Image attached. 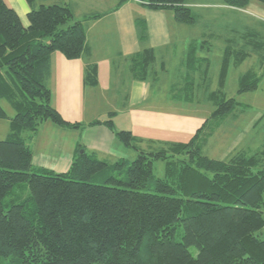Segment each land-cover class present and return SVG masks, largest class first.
Listing matches in <instances>:
<instances>
[{
  "label": "trees",
  "instance_id": "1",
  "mask_svg": "<svg viewBox=\"0 0 264 264\" xmlns=\"http://www.w3.org/2000/svg\"><path fill=\"white\" fill-rule=\"evenodd\" d=\"M49 1L25 0L30 10L26 28L7 0H0V102L14 111L9 117L0 105V120H10V134L0 141V259L18 264H264L261 157L239 152L213 160L202 152L218 130L208 132L209 122L226 118L237 105L224 94L232 56L242 64L259 53V44L253 43L251 52L226 47L218 88L208 94L214 111L188 143L143 151L139 140L117 131L112 120L95 122L139 152L132 163L111 167L126 173L127 180L113 176L95 185L90 179L109 168L107 163L84 152L67 173L59 174L36 167L26 145V135L45 122L82 127L65 121L53 107L48 81L53 54L79 59L86 31L69 6ZM136 1L151 10H170L182 25L196 24L189 8L193 0ZM252 1L264 5V0L224 4L246 9ZM146 52L145 58L153 53ZM143 57L136 58L134 67L140 80L149 70ZM96 76L92 68L85 79L94 85ZM259 82L249 71L240 78L238 93L256 91ZM189 93L195 94L194 89ZM156 161L165 164L163 179L154 177Z\"/></svg>",
  "mask_w": 264,
  "mask_h": 264
},
{
  "label": "crops",
  "instance_id": "2",
  "mask_svg": "<svg viewBox=\"0 0 264 264\" xmlns=\"http://www.w3.org/2000/svg\"><path fill=\"white\" fill-rule=\"evenodd\" d=\"M7 2L27 28L30 10L25 0ZM54 4L69 6L75 21L81 22L86 31V45L79 59L67 60L60 53L53 54L48 81L53 107L65 121L82 127L73 129L45 122L36 133L26 135L36 167L67 173L84 152L107 163L111 170L117 163H132L139 152L118 141L105 124H95L109 119L117 131L132 133L143 151L192 139L212 114L210 109L207 113L198 109L189 113L184 107L195 96L187 92L198 91L195 75L204 74L203 84L207 83L213 35L202 41L188 38L180 32L184 25L175 20L170 10H151L136 0H53L51 5ZM225 41L226 49L230 40ZM147 50L153 53L145 58ZM139 56L146 59V67L156 82L155 90L148 74L144 80L135 75ZM92 68L97 74L94 85L85 79ZM171 72L178 74L177 81L167 79ZM98 104L105 107L98 108Z\"/></svg>",
  "mask_w": 264,
  "mask_h": 264
},
{
  "label": "rangeland",
  "instance_id": "3",
  "mask_svg": "<svg viewBox=\"0 0 264 264\" xmlns=\"http://www.w3.org/2000/svg\"><path fill=\"white\" fill-rule=\"evenodd\" d=\"M52 3L53 0H50L47 4ZM110 3L108 1V4ZM189 8L197 20L196 24L184 25L185 28L180 32L186 34L188 38L197 39L198 41L213 35V40L210 42V53H208L211 64L207 75V83L206 85L203 84L204 74L202 77H200V74L195 75V85H199V88L193 94L195 95L193 100L190 99L192 103L184 107L187 112L195 113L197 109L203 110L202 113H207L208 109L214 111V106L209 100H206V94L218 88L223 52L227 45L226 39L229 38V43L233 49L240 50L243 48L242 50L247 52L254 50L253 43H256L254 46L257 43L259 44V47L255 49L259 53L253 54L242 64L236 63L235 56H232L224 94L227 99H235L237 105L226 118L209 122L208 132L212 133V128L216 127H218V130L214 129L207 144L203 146V155L213 160H227L239 152H244L249 156L259 155L262 159L260 168H264V5L252 1L246 9H236L226 6L224 0H193ZM248 33H251L253 35L251 37L255 39L245 36ZM200 70H202L201 67ZM249 71L255 72L260 79L259 88L253 92L239 94L240 78ZM147 74L153 85V90H155L154 77H152L149 70ZM177 76L176 72H171L166 77L169 81L175 82L178 80ZM180 86L182 85H178V87ZM173 93L179 96L178 92L173 91ZM176 101L178 102V99ZM0 105L9 117L14 116V111L6 102L1 101ZM96 106L98 108L105 107L101 104ZM9 134L10 120H0V141L5 140ZM189 141L187 140L184 143ZM153 173L156 179L165 178L167 175L165 164L161 161L154 162ZM113 176L118 180H127L126 173L107 168L97 176H93L89 182L95 185H105L107 184L106 180ZM153 188L154 186L148 191L153 192ZM22 192L24 198L30 196L28 186L25 185ZM8 200L9 198L5 200V203ZM0 264L18 263L0 259Z\"/></svg>",
  "mask_w": 264,
  "mask_h": 264
}]
</instances>
